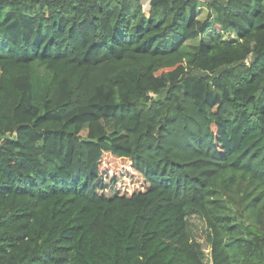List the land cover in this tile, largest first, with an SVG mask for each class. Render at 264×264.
<instances>
[{
    "label": "trees",
    "instance_id": "1",
    "mask_svg": "<svg viewBox=\"0 0 264 264\" xmlns=\"http://www.w3.org/2000/svg\"><path fill=\"white\" fill-rule=\"evenodd\" d=\"M202 6L0 0V264H264V0Z\"/></svg>",
    "mask_w": 264,
    "mask_h": 264
},
{
    "label": "rangeland",
    "instance_id": "2",
    "mask_svg": "<svg viewBox=\"0 0 264 264\" xmlns=\"http://www.w3.org/2000/svg\"><path fill=\"white\" fill-rule=\"evenodd\" d=\"M209 2H210V0H202L203 6H202L201 14H200V18L202 20H209V21L211 20L212 14H211V10L209 8ZM141 3L143 5L145 17H148L149 16L151 0H141ZM213 26H214L213 29L217 28L215 25H213ZM235 38L236 37H235V35L232 32L226 33L225 36H224V40L227 43L232 42L233 39H235ZM0 74H1V71H0ZM196 75H203V74L197 72ZM164 96H165V92L161 94V98H163ZM150 97L155 99L157 96L154 95V94H150ZM83 135H84L83 137H85L86 133H84ZM234 207H235V205H234Z\"/></svg>",
    "mask_w": 264,
    "mask_h": 264
}]
</instances>
